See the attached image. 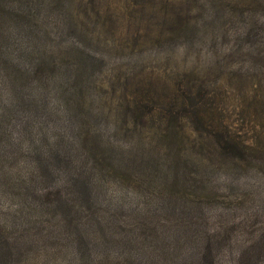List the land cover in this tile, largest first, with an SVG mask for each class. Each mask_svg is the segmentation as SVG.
I'll return each mask as SVG.
<instances>
[{"label":"rangeland","instance_id":"obj_1","mask_svg":"<svg viewBox=\"0 0 264 264\" xmlns=\"http://www.w3.org/2000/svg\"><path fill=\"white\" fill-rule=\"evenodd\" d=\"M0 264H264V0H0Z\"/></svg>","mask_w":264,"mask_h":264}]
</instances>
